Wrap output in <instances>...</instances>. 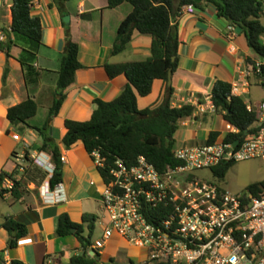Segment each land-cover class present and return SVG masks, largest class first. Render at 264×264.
<instances>
[{"label": "crops", "instance_id": "1", "mask_svg": "<svg viewBox=\"0 0 264 264\" xmlns=\"http://www.w3.org/2000/svg\"><path fill=\"white\" fill-rule=\"evenodd\" d=\"M177 1V0H173ZM11 0H0V20L4 25H11ZM65 15H61L53 0H35L31 15L40 20L42 37L35 61L18 47H12L10 58L0 51V173L13 174L21 182L22 198L14 200L9 193L0 198V220L13 218L26 225L27 235L19 240L15 248H8V233L0 229V257L9 263L16 259L23 264H44V257L50 256L46 264L53 260L67 263L71 256L80 253V244L72 236L59 237L55 234L57 218L66 213L73 223H81L83 214L96 217L95 230L104 224L102 194L105 183L97 172L93 156L88 154L83 145L77 143L71 149H65L61 143L66 129L65 120L84 122L89 120L94 110V99L111 101L123 92L127 80L123 75L108 78L103 67L107 64H126L146 60L150 57L151 37L136 30L132 33L128 49L118 55H112V44L116 30L121 21L128 16L131 7L127 4L109 9L107 0H73L64 6ZM69 16L68 24L62 18ZM264 19L262 17L261 21ZM263 22V21H262ZM178 31L179 47L178 70L171 76L173 94L170 98L165 92L161 80H155L152 93L147 97H137L138 109L155 108L163 101L169 100L171 107L191 104L195 108L193 116L177 121L174 148L198 146L206 143L210 132L219 133L217 139L226 135L224 118L209 107L208 96L217 81L232 85L239 71L249 67L245 62L251 59L262 62L247 46L241 33L230 27L224 19L219 18L212 6L202 10L186 12L181 9L172 19ZM263 39V38H262ZM72 40L78 45V59L83 66L75 74L74 85L64 91V101L59 113L47 126L48 137L58 147L62 169V188L66 200L60 204H45L41 193L50 188L53 171L38 165L34 157L46 165L52 166L50 153L39 150L43 135L23 124L11 126L6 119L8 109L23 101L32 99L37 102L39 110L28 125L42 128L47 121V113L56 89V72L66 42ZM20 59L29 62L33 71L39 76L29 77L27 84ZM5 78V87L2 81ZM248 93L240 97L243 102L256 107L258 102L250 101L253 88H263L254 77H250ZM2 92L4 95L2 97ZM201 105L204 113L197 111ZM17 136L18 139H13ZM16 156H18L16 158ZM11 180L6 179L2 188L11 187ZM5 189V188H4ZM88 231L85 229L86 234ZM100 243H99V242ZM93 248L101 249V258L106 251L105 245L113 244L114 250L108 255L118 264L117 255L132 259L126 248L134 245L125 244L115 238L93 241ZM110 252V251H109ZM62 253V254H59ZM92 252L89 256L92 257ZM100 258L99 264L102 263ZM108 258V259H109Z\"/></svg>", "mask_w": 264, "mask_h": 264}, {"label": "trees", "instance_id": "2", "mask_svg": "<svg viewBox=\"0 0 264 264\" xmlns=\"http://www.w3.org/2000/svg\"><path fill=\"white\" fill-rule=\"evenodd\" d=\"M11 1V34L8 35L5 43H0V51L10 58L11 48L18 47L30 57V62H34L42 37L41 22L31 15L32 4L35 0ZM70 1L73 0H53V3L59 13L64 16V6ZM123 3L129 5L131 11L117 27L115 41L112 44V55H118L128 49L132 33L136 30L142 35L151 37L150 57L122 65H105L103 69L108 78L113 79L120 74L126 78L125 89L108 102L94 99V110L89 120L84 122L65 120L66 132L61 140L65 149H71L80 143L88 154H98L101 162L96 169L109 191L113 187L111 171L115 169L118 162L130 168L137 164L141 156L158 171H162L166 166L174 167L182 164L173 155L177 121L183 117L193 116L195 108L191 104L173 108L169 100H165L155 108L143 110L137 107V97L145 98L152 93L155 80H161L167 84L168 71L174 74L178 70L177 48L180 42L177 27L171 23L173 17L178 15L184 6H192L196 10H202L207 5L212 6L218 17L226 20L231 25L230 27L241 33L250 51L264 62V41L262 39L264 24L261 21L264 16V0H177L176 2L173 0H107V7L114 9ZM78 51V45L74 41L66 42L60 66L56 72V89L53 92L46 124L42 128L28 125L39 110L37 102L32 99L10 107L6 113V119L11 126L23 124L43 135L39 150L50 153L54 165L49 184L51 189L61 182L62 169L59 149L48 137L47 126L59 113L65 98L64 91L74 85L75 74L83 67L78 59ZM19 61L27 84H29L31 75L35 77L34 82H36L39 74L32 70L29 62L22 59ZM245 62L252 66L255 64L251 59ZM2 84L3 89L5 78ZM57 89L61 91L58 93ZM165 92L170 98L173 88L165 85ZM3 95L4 92H2V97ZM208 100L213 105L215 113L222 115L227 124L239 131L238 135H227V141L239 140L246 132L253 131V124L256 121L255 114L248 112L243 100L231 93L230 84L222 81L214 83ZM218 137L219 133L212 131L206 143H214ZM232 163H222L216 168H211L214 177L223 179ZM6 179L12 181L9 189L2 188ZM20 183L13 178V174L1 172L0 198L9 193L14 200L21 199L23 192ZM261 185L262 183L252 184L248 190L254 195L259 192ZM167 213L168 211L158 207L146 214L152 221L153 219H164ZM96 221V217L91 214H83L81 223L71 222L66 213L58 216L55 234L59 237H74L79 242L81 250L77 255L71 256L66 264L100 263L101 249L93 248L94 245L91 242ZM0 229L8 233V248L11 249L15 248L19 240L27 235L26 225L11 217L0 220ZM85 229L88 231L86 234H84ZM90 251L94 252L93 257L89 256ZM112 258L108 259L107 264H118ZM49 259L50 256H45L44 264ZM0 264L23 263L16 259L6 263L0 257ZM52 264L65 263L53 260ZM125 264H136V262L129 259Z\"/></svg>", "mask_w": 264, "mask_h": 264}, {"label": "built area", "instance_id": "3", "mask_svg": "<svg viewBox=\"0 0 264 264\" xmlns=\"http://www.w3.org/2000/svg\"><path fill=\"white\" fill-rule=\"evenodd\" d=\"M182 9L194 10L192 6ZM10 34V26L0 20V43ZM250 77L264 86L263 61L239 71L231 93L247 94ZM209 107L214 110L211 103ZM196 108L205 112L199 104ZM246 109L255 114L251 133L227 141V135L239 131L226 123L225 137L214 143L174 148V158L182 162L179 166L158 171L141 156L130 168L116 163L111 171L112 190L105 187L101 199L106 221L103 240L113 237L144 250L146 258L139 264H264V180L258 193L235 195L195 176L222 163L254 159L264 163V101L256 107L247 104ZM92 156L99 166L98 154ZM33 160L49 171L54 169L37 157ZM41 196L48 205L66 200L61 182ZM158 207L168 211L167 216L152 222L146 213Z\"/></svg>", "mask_w": 264, "mask_h": 264}, {"label": "rangeland", "instance_id": "4", "mask_svg": "<svg viewBox=\"0 0 264 264\" xmlns=\"http://www.w3.org/2000/svg\"><path fill=\"white\" fill-rule=\"evenodd\" d=\"M264 24V19L262 20ZM264 41V36H263ZM250 101H260V99H264V89L263 88H253L252 92L249 96ZM195 176L201 180L206 182H211L220 188L230 191L235 195L240 193L248 192V187L255 183H262L264 180V163L259 159L254 160H246L241 162H233L230 168L227 169L223 179H217L214 177L212 169H205L201 171L195 172ZM106 225V221L104 219L103 226H98L97 230L93 233V241H97L101 238L103 234L104 227ZM110 241H114L115 238H109ZM99 242V241H98ZM100 243V242H99ZM125 243V242H123ZM127 244V243H125ZM106 251L101 258L102 263H108V255L114 250L115 247L113 244L105 245ZM121 250V251H120ZM127 252L122 251V249H118V251L123 253H128L130 257L136 262V264L141 263L145 260L146 255L145 251L137 248V246L126 248ZM110 251V252H109ZM93 257V255H92ZM120 257V258H119ZM119 258V259H118ZM115 259H118L120 263H127V258L124 256L117 255Z\"/></svg>", "mask_w": 264, "mask_h": 264}, {"label": "water", "instance_id": "5", "mask_svg": "<svg viewBox=\"0 0 264 264\" xmlns=\"http://www.w3.org/2000/svg\"><path fill=\"white\" fill-rule=\"evenodd\" d=\"M68 21H69V16H66V17L62 18V22H63L65 25L68 24ZM172 61H174V58H172ZM171 76H172V73H171V71L169 70V71H168V80H167V85H168V87L171 86ZM60 91H61L60 89H57V92H58V93H59ZM58 97H59V96H58ZM58 97H57V98H58ZM245 134H246V133H245ZM235 145H238V142H236ZM92 254L94 255V252H92Z\"/></svg>", "mask_w": 264, "mask_h": 264}]
</instances>
